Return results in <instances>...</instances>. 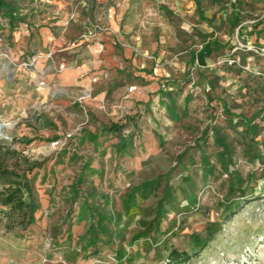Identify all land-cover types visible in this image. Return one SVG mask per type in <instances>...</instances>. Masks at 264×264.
<instances>
[{
	"label": "rangeland",
	"instance_id": "374dc122",
	"mask_svg": "<svg viewBox=\"0 0 264 264\" xmlns=\"http://www.w3.org/2000/svg\"><path fill=\"white\" fill-rule=\"evenodd\" d=\"M3 1L17 22L9 28L0 12V53L45 58V36L70 31L74 41L99 20L107 28L99 37H110L115 54H130L111 91L99 82L60 83V48L55 62L38 58L42 88L0 56V118L14 123L0 147L38 163L27 173L33 221L0 205V264H168L173 248L191 255L179 264H264V0H200L202 15L192 0ZM206 41L217 46L200 65L192 55ZM130 85L137 90L128 92ZM251 115L259 136L247 147L238 121ZM126 116L139 132L118 155L116 136L99 128ZM213 126L234 152L242 193H226V174L214 165ZM66 132L67 144L52 150L50 142ZM255 149L258 161L249 157ZM4 164L14 165V155ZM80 170L84 182L71 198ZM142 182L151 185L142 190ZM85 192L108 197L93 200L111 231L95 247L87 246L86 231L97 217L80 210ZM129 196L139 212L126 216ZM195 238L209 240L202 248Z\"/></svg>",
	"mask_w": 264,
	"mask_h": 264
},
{
	"label": "trees",
	"instance_id": "16d2710c",
	"mask_svg": "<svg viewBox=\"0 0 264 264\" xmlns=\"http://www.w3.org/2000/svg\"><path fill=\"white\" fill-rule=\"evenodd\" d=\"M196 6L197 11L200 15L201 8H200V0H192ZM0 12L6 17V22L8 23L9 28H14L15 22H17V17L14 14L13 8L8 5L5 1L0 0ZM217 45H214L211 41L203 42L201 45V48L197 50L195 53H193L192 57L193 60H196L200 65H204L206 63V58H208L212 52L213 49L216 48ZM253 117L254 115H251L247 119H240L238 121L239 124L243 126V134L245 135V144L247 147L250 146L249 142H252L255 140L256 137L259 136V129L255 123H253ZM133 119L131 116H126L124 118V121L120 122H112L109 125L101 124L99 131L101 134L104 135H114L117 138V141L114 143V147L116 149V153L121 155L129 146L133 143V135L134 133H138L139 129L137 126V121L135 122V125H129L130 121L129 119ZM132 121H135L134 119ZM230 122V120L228 121ZM133 127L131 130L129 127ZM228 126H231L230 124ZM233 127V126H231ZM128 128V131H125L124 129ZM213 132V143L219 148L215 152L214 156V165L217 164L219 168L220 173L226 174L227 177V188L226 193L231 195L232 193L239 192L242 193L243 191V179L240 176V174L233 168V150L229 147V144L225 141L224 134L218 133L217 127H212ZM91 141L96 140V134L90 135ZM28 142H30L32 139L27 138ZM261 146L264 148V135L262 138V141H260ZM69 145V144H68ZM74 149V146H73ZM8 154L14 155V165L9 167L8 165L4 164V160L7 157ZM21 155L12 154L8 150L3 151L0 147V183H2L3 188L0 190V205L5 206L9 208L10 212H17L24 214V217L27 219V221L32 222L33 221V214L37 208V204L34 200L31 185L29 183V180L27 179V173L31 172V170L37 166L38 163L33 162L30 163L23 157H20ZM250 158L254 160L260 159V152L255 149V151H252L249 155ZM203 162V158H202ZM88 163L86 160H84L82 164L83 167H87ZM213 169V168H212ZM92 173L94 171H91ZM82 178V171L80 170L79 174L76 177V180L71 183L69 186L70 190V197L75 198L78 193L80 192V185L83 183ZM149 185H151L150 182H142L140 183V187L143 189H148ZM98 196V198L102 201V203L108 202L107 195L101 193L99 195L94 194L93 192H85V197L83 198V203L80 207V210L85 212H90L93 215H96V225L91 223L86 231V234L89 235L87 246L95 247L100 242H102V239L99 237V234L102 236H106L107 238L111 239V231L108 227V225L104 222L105 219H108V217L105 215L104 212L101 211L99 207L95 205V198ZM169 197V191H166L164 194L163 199ZM88 200L92 201V204L90 205ZM159 201V204H161V201ZM229 208L232 206L230 202H228ZM125 215H134L139 212V209L136 208V205L134 203L133 197L129 196L126 200L125 206H124ZM114 219L119 221L121 219V214L117 213L114 217ZM209 239H198L195 238V242L199 247L204 248L206 246V242ZM191 255L187 253L186 251H180L176 248H173L169 251L167 255V262L168 264H179L182 262H186L190 259Z\"/></svg>",
	"mask_w": 264,
	"mask_h": 264
},
{
	"label": "crops",
	"instance_id": "0c3cea01",
	"mask_svg": "<svg viewBox=\"0 0 264 264\" xmlns=\"http://www.w3.org/2000/svg\"><path fill=\"white\" fill-rule=\"evenodd\" d=\"M110 37L102 35L94 44H85L79 41L72 44L73 38L70 36V31L67 35H62L58 39L55 37H44V46L46 47L45 60L50 53V58L53 62L58 60V54L54 51L58 48L62 49L65 55V67L59 70L60 83L67 86H89L98 84H106L105 91H111L110 84H114L117 78H121L119 69L122 68V61L128 58L130 51L124 48L121 54H115L114 47L109 42ZM40 53V52H39ZM41 56L43 53H40ZM28 54H25L27 56ZM92 76L98 77L97 83H91ZM113 87V92H118L121 85ZM147 86V85H146Z\"/></svg>",
	"mask_w": 264,
	"mask_h": 264
},
{
	"label": "built area",
	"instance_id": "2783aa9c",
	"mask_svg": "<svg viewBox=\"0 0 264 264\" xmlns=\"http://www.w3.org/2000/svg\"><path fill=\"white\" fill-rule=\"evenodd\" d=\"M107 30L106 27L102 26V24L99 22V20H93L92 22L89 23L88 26L84 29V31L80 34L79 38L76 39L72 44L78 43L79 41L85 42V41H93L99 38L100 33L105 32ZM11 54V55H10ZM7 53V52H1L0 56L6 58L8 61L9 65L11 67L17 68L19 72L23 73L24 75H28L34 79H36L37 86L39 88H42L45 85V80L43 79H38V69L36 68V63L38 61V58H41V54H35V55H24L21 59L18 57L20 55H17V57H13L12 53ZM50 53L48 54L47 57H50ZM65 67V63H61L59 65L60 69H63ZM91 83H97L98 82V77L97 76H92L90 78ZM137 90L136 85H130L128 87V92H133ZM11 126H14V123L11 120H3L0 118V138L5 137L8 138V135L3 134V130L5 128H11ZM72 133L66 132L62 136L54 139L53 141L50 142L49 147L52 150L60 149L63 146L67 144V141L71 138Z\"/></svg>",
	"mask_w": 264,
	"mask_h": 264
}]
</instances>
